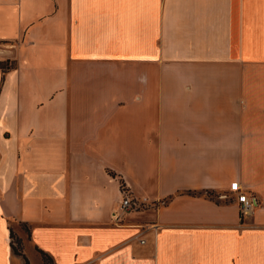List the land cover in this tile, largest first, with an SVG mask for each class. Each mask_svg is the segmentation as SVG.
<instances>
[{
  "label": "crops",
  "instance_id": "1",
  "mask_svg": "<svg viewBox=\"0 0 264 264\" xmlns=\"http://www.w3.org/2000/svg\"><path fill=\"white\" fill-rule=\"evenodd\" d=\"M1 64L0 264H264V0H0Z\"/></svg>",
  "mask_w": 264,
  "mask_h": 264
},
{
  "label": "built area",
  "instance_id": "2",
  "mask_svg": "<svg viewBox=\"0 0 264 264\" xmlns=\"http://www.w3.org/2000/svg\"><path fill=\"white\" fill-rule=\"evenodd\" d=\"M220 198L222 200L236 203L239 206L242 217H251L257 207L256 197L248 194L245 189H242L237 181L232 182L229 185L228 191L224 195H221ZM144 206L145 205L130 199V197L126 194L121 202V210L123 212L140 210L143 209ZM140 243H144V241L140 240Z\"/></svg>",
  "mask_w": 264,
  "mask_h": 264
},
{
  "label": "trees",
  "instance_id": "3",
  "mask_svg": "<svg viewBox=\"0 0 264 264\" xmlns=\"http://www.w3.org/2000/svg\"><path fill=\"white\" fill-rule=\"evenodd\" d=\"M10 68L11 67L8 64H1L0 65V69H1L2 72H5L6 70H8ZM191 194H196V193H191ZM197 194H200V193H197ZM206 195L209 196V193H206ZM15 239H16V241H15ZM20 244H21V241L18 238H16L11 232V247H12V250H13V252L16 255L23 256V254L21 252V245ZM39 254L41 255V258H42V260H43V262L45 264H53L52 259L47 254H45L42 251H39ZM24 260H25V264H28V262H27L25 257H24Z\"/></svg>",
  "mask_w": 264,
  "mask_h": 264
},
{
  "label": "rangeland",
  "instance_id": "4",
  "mask_svg": "<svg viewBox=\"0 0 264 264\" xmlns=\"http://www.w3.org/2000/svg\"><path fill=\"white\" fill-rule=\"evenodd\" d=\"M24 228V227H23ZM15 241H16V239H15Z\"/></svg>",
  "mask_w": 264,
  "mask_h": 264
}]
</instances>
